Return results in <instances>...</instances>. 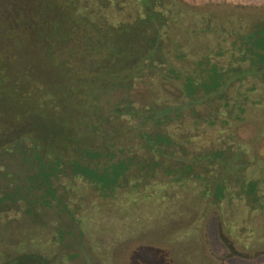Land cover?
I'll return each instance as SVG.
<instances>
[{
  "label": "rangeland",
  "instance_id": "rangeland-1",
  "mask_svg": "<svg viewBox=\"0 0 264 264\" xmlns=\"http://www.w3.org/2000/svg\"><path fill=\"white\" fill-rule=\"evenodd\" d=\"M100 1L106 15L115 20H132L142 10L138 0ZM156 1L155 9L165 11L166 25L171 27L166 46L174 49L176 42L187 52L176 62L181 68L195 67L191 60L216 42L227 47L226 57L233 60L228 74L233 78L223 92L226 97L210 95L186 109L179 125L181 152L174 155L167 149L161 156L144 147L142 130L132 126L137 125L135 120L112 115V110L121 100L120 107L139 108L184 102L187 97L178 83L174 87L157 76L153 79L148 71L142 76L137 71L127 89L113 90L104 78L97 83L88 79L90 68L104 64L96 57L86 59L92 67L83 81L78 75L84 68L76 57L65 56L79 71L74 75L47 66L35 46L25 54H8L13 68L0 79V193L15 189L11 180L36 173L38 159L31 150L35 145L47 150V160L58 154L71 160L80 157V149L115 142L113 151L135 154L139 163L129 180L105 195L90 181L74 177L72 166L63 161L53 175L54 186L61 205H67L76 221L68 211L59 212L56 203H38L43 218L36 220L25 211L26 201H10L0 207V264H264V209L252 213L248 207L255 205L253 199L242 205L229 199L209 200L200 193L199 181L176 191L165 181L168 174L163 167L150 162L156 158L173 166L194 161L198 173L230 178L235 193L241 188L238 176L257 177L264 196V64L256 69L251 65L252 59L260 63L264 58L263 47L252 49L255 42H262L252 31L264 20V0ZM236 33L246 34L238 40L247 48L245 55H230ZM216 60L226 63L225 57ZM5 62L0 57L2 69L8 68ZM40 63L45 68L40 69ZM97 69L101 73L103 66ZM198 71L207 76L203 68ZM200 94L204 92L196 96ZM240 104L244 110L237 108ZM206 116H214L215 123L205 122ZM145 130L154 132L157 127L149 122ZM207 152L220 153L219 158L212 162ZM156 189L167 190V197L157 201ZM232 226L242 229L243 240L248 232L254 238L240 242L229 232ZM60 227L74 232L64 243L57 239Z\"/></svg>",
  "mask_w": 264,
  "mask_h": 264
},
{
  "label": "trees",
  "instance_id": "trees-1",
  "mask_svg": "<svg viewBox=\"0 0 264 264\" xmlns=\"http://www.w3.org/2000/svg\"><path fill=\"white\" fill-rule=\"evenodd\" d=\"M138 1L142 9L141 13L132 20L121 21L120 18L115 20L114 16L106 15L100 0H0V39H4L3 42L6 43L1 49V53L10 55L13 53L16 56L15 53H28V48L35 46L37 51L42 54L41 60L48 63L47 66H57L74 75L79 71L70 64V58L65 56L76 57L82 62V68L87 69L85 72L84 69H80L82 73L78 76L81 78L83 76V81L86 80L85 75L90 65L86 62V59L96 57L97 61L100 60L104 64L93 65L95 70L90 68V73H92L88 79H92L97 83L99 79L104 78L105 83L112 84L113 90H116L117 87L127 89L131 78L137 71H140L141 76L144 71H148L150 76H157L169 85L175 84L174 87L178 83L177 87L187 97L184 102L154 103L139 108L130 104H124L120 107L121 100L119 105H116L112 110V115L127 118L130 122L136 121L137 125L132 126L137 127L138 131L142 130L140 135L144 140V147L148 148L149 151H154L156 154L163 156L168 152L167 149H173L170 152L175 155L181 152L182 140L180 133L182 130L179 125H182L183 112L193 104L202 102L207 96L217 94L221 98L226 97L223 92L232 82L233 75L228 74V71L232 67L233 60L231 57H226L227 47L225 45L219 47L221 44L216 42L203 55L191 60L195 67L190 69L181 68L176 62L183 59L187 52L183 49L182 44L176 42L174 43V49L166 46L165 35L169 34L171 27L166 25L165 11L155 9L157 6L156 0ZM158 18H162V20L160 21ZM258 26L259 28H255L252 34L253 37L256 36L262 39V42L260 40L259 43H252L254 51H257L258 48H264V20L257 24ZM245 36L246 34L236 33L233 47L230 48V55L237 52L243 54L246 52L245 44L238 42V40L244 39ZM30 51L32 50L30 49ZM169 53L174 58H170ZM217 57H225L226 63L220 64L216 60ZM260 58L262 60L260 63H257L254 59L251 60L253 68L256 69L264 64V58ZM98 66H103L101 73L97 72ZM43 67L44 65L40 63V69ZM9 68H13L12 65L10 66V62ZM198 68L206 70L208 72L207 76L199 75ZM245 78L238 80H244ZM235 79L237 80L236 77ZM201 91L204 94L197 97L196 95ZM192 100L195 103H192ZM225 103L228 104V100ZM237 108L242 109L241 104ZM194 115H197V113ZM237 116L240 115L237 114ZM204 120L210 124L215 123L214 116H206ZM149 122L157 127L156 131L145 130ZM163 126L168 128L169 131H164ZM115 131H117V128ZM112 132L108 134V137L112 136ZM115 144V142H111L99 148L87 147L80 149V157L71 160H67L59 154L53 159L47 160L45 159L47 150L41 149L37 145L34 148L30 147L31 150L35 151L40 165V171L31 179L38 181L40 187L32 188L29 186L26 188V194L30 195L34 190H42L33 194L42 198L47 197V205L51 204L50 197L57 198L58 202L56 204L59 212H69L65 203L61 205L62 201L57 195V189L53 183V175L57 174L60 164L66 160L72 166L74 177L90 181L102 194H111L119 185L130 179V176L133 175L134 165L139 163V161H135L137 157L135 154L118 155V152L112 149ZM126 149L125 146L120 148L122 153ZM219 155L220 153L215 152L206 153V157L212 162L218 159ZM150 162L152 166L161 165L163 167L168 174L165 181L169 183L170 188H175L176 191H180L182 188L187 189L195 181H199L197 186L200 193L208 196L209 200L217 202L229 199L242 205L248 199L249 201L253 199L255 205H249L248 207L252 213L264 209V196L260 193L257 177L246 179L237 175L238 179L236 181L241 182V188L239 192L235 193L228 182L231 181L230 178L215 176L212 179L198 173L194 161H184L182 164H174L173 166L163 164L156 158ZM150 170L152 169L150 168ZM135 176L132 178H135ZM154 191L157 201L167 197V190L166 192L164 189ZM69 215L72 221H76L73 219L74 214L69 212ZM229 228V232L240 242H244L251 237L254 238L248 232L249 235L247 234V237L243 240L242 229L238 230L233 226ZM80 232L79 230V234ZM250 232H253V229ZM72 233H74L72 228L60 227L57 230V239L64 243L69 235H73Z\"/></svg>",
  "mask_w": 264,
  "mask_h": 264
},
{
  "label": "flooded vegetation",
  "instance_id": "flooded-vegetation-1",
  "mask_svg": "<svg viewBox=\"0 0 264 264\" xmlns=\"http://www.w3.org/2000/svg\"><path fill=\"white\" fill-rule=\"evenodd\" d=\"M0 57H1L2 61L4 59H6V62L3 63L4 65L8 64L7 69L0 68V79H1V75L2 74L6 75V71H10L11 69L9 68L8 53H0ZM4 150L8 151V147L5 148ZM38 171H40V165H38L36 173ZM36 173H34L32 175H28L27 179L25 176V177L19 178L18 180H11V182L15 184V189L12 191H2V193H0V207L6 205L10 201L17 202L20 200H24V201H26V203L24 204V209L27 212V214L32 215L33 219H36V220L43 218L38 213L39 211L37 208V204L40 202L43 204H46L48 198L47 197L42 198L38 195L33 194L36 191L39 192L40 191L39 189L32 191L30 195L26 194V188L27 187H29V186H31L32 188L40 187V183H38V181H34L33 179H31V177L34 176ZM50 199H51L50 200L51 205L52 204L54 205L55 203L58 202L57 198H51L50 197ZM55 200H56V202H55Z\"/></svg>",
  "mask_w": 264,
  "mask_h": 264
}]
</instances>
